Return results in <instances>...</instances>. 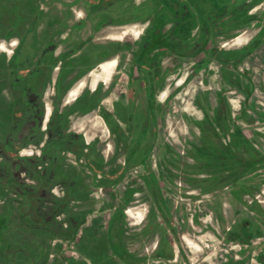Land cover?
<instances>
[{
    "label": "flooded vegetation",
    "instance_id": "flooded-vegetation-1",
    "mask_svg": "<svg viewBox=\"0 0 264 264\" xmlns=\"http://www.w3.org/2000/svg\"><path fill=\"white\" fill-rule=\"evenodd\" d=\"M2 1L5 4L0 5L4 9L0 16V38L12 47L1 48L5 49L10 83L18 85L11 125L15 128L21 120L27 126L34 123L38 136L36 152L16 158V168L9 170L13 174L25 173L27 177L28 171L36 179L29 197L31 206L22 211L24 216L31 214L33 220L27 222L21 214V222L53 230L50 222L60 214L47 220V215L41 218L36 213L42 209L45 194L54 196L57 207H64L71 217L77 215L81 220L69 221L70 231L76 230L75 236H34L25 245L21 244L23 241H4L7 251L0 255V264H14L19 259L24 264H119L118 261L126 259L124 240H120L122 212L137 217L135 210L127 207L134 195H142L140 187L127 189L119 214L109 224L108 230L117 229L114 228L116 241L111 243L115 252L106 242L100 251V242L95 238L83 244L82 252L77 251L83 239L79 232L90 227V216L95 211L94 203H90L91 187H106L114 181L119 185L132 170H142L138 176L147 192L150 195L159 192L164 197L161 181L171 184V165L184 163L189 152L179 151L180 155L174 151L175 159L170 160L173 152L170 136L179 137L176 131L171 132L168 123L171 96L179 98L177 88L171 86L184 72L186 59L203 54L199 63L189 65L192 67L189 75L202 73L211 68L212 61L218 62L222 79L229 86L221 92L215 122L206 117L207 109L196 98L204 113L203 122L198 125L201 144L192 146L198 156L194 180L198 181L199 191L230 188L232 194L240 192L243 187L239 181L250 169L264 166V152L251 146V139L234 122L235 117L245 119L249 111L233 115L225 95L233 92L234 87L241 88L246 97L256 91V87L241 86L242 72L238 68L264 45V0H0V4ZM133 34L135 38L130 39ZM246 34L250 38L240 44ZM58 48L59 54H52V49ZM68 56L74 59L64 61ZM209 56L210 60H206ZM45 59L50 63L44 86L35 96L30 95L28 82L32 74L40 71ZM103 59L107 61L104 63H112L108 77H103L102 63L90 75L92 87L102 82L93 92L89 88L82 90L86 82L76 86ZM173 60L176 64L171 68ZM185 80L178 82L183 84ZM70 92L75 101L67 100ZM108 102L110 107L106 105ZM96 110L107 132L114 134L115 142L104 143L106 140L98 139V134H89L91 129L86 121ZM11 142L9 138L7 143H0V151L11 153L12 147H8L13 146ZM174 142L181 140L173 139ZM175 147L178 151L179 147ZM156 152H161V159ZM162 170L166 176L159 181V190L150 191L147 176ZM10 179L4 176L0 182L14 184ZM153 200L158 209H165V199ZM73 206L79 207L77 212ZM80 211H84L82 217ZM99 224L94 222V226ZM208 225H212L211 221L205 226L189 225L185 235H181L192 264L200 260L202 247L198 243L208 234L203 233ZM147 233L154 236L151 231ZM229 236L234 241H248L241 228L230 231ZM192 244L198 248L193 249ZM96 250L98 259L91 254Z\"/></svg>",
    "mask_w": 264,
    "mask_h": 264
},
{
    "label": "rangeland",
    "instance_id": "rangeland-1",
    "mask_svg": "<svg viewBox=\"0 0 264 264\" xmlns=\"http://www.w3.org/2000/svg\"><path fill=\"white\" fill-rule=\"evenodd\" d=\"M135 36L136 34H133L130 39L135 38ZM249 38L250 35H244L240 39V44ZM202 57L203 54L195 59H186L184 72L173 80L174 83L171 86L177 88L176 93H178L179 98L171 96L168 123L171 132L176 131L179 137L170 136L171 151H173L170 160L175 159L174 151L180 155L179 151L189 152L184 158V163L177 162L178 164L171 165V184L165 185V181H161L164 197L159 192L152 193V195L147 192L143 180L138 176L142 173V170H139V172L132 170L119 185L115 184L114 181L113 185L106 187L97 189L91 187L90 203H94L93 209L95 211H92L93 213L90 216V227L83 229V233L82 231L79 232V237L83 235V239L78 244L77 251L83 252L85 243L95 238L100 242V251H102V246L106 242L105 245L108 243L109 249L115 252V246L111 243L114 240L116 241V228L113 227L108 230L109 224L111 220H115L116 213L119 214L118 210L120 206L122 207V200L125 199L127 189L139 186V194L142 195H134L132 197L133 202L128 204L129 206H124L125 208L127 206V208H133L137 213V217L131 218L126 212H122L123 235L121 234L120 240H124L123 252L126 253V259L118 261L119 264H192L189 260V254L187 255L182 244L181 235H185L186 228L189 225L205 226L206 222L210 221L212 225H208L203 231V233L207 232L208 234L204 236L202 243H198L202 247L200 252L202 255L199 257V254H195L200 259L196 264H233L234 261H242V264H264V166L252 167L247 176L239 181V186L243 188H239L240 192H234V194L230 192V188L218 192H200L198 181L194 180L197 174L198 156L192 146L197 143L201 144L198 125L203 122L204 117L202 109L196 103V98H200L201 104L207 109L206 117L211 122H215V108L218 106L221 94L229 87L225 79H222L223 74L220 71V64L216 61H212L211 68L206 71L189 75L192 70L189 65H196ZM205 59L210 60V56ZM171 62L172 68L176 64V60ZM239 67L238 69H241L242 72L240 76L241 86L250 85L256 87V91L246 97L241 88L234 87L233 92L225 94L226 102L235 116L243 114L247 110L249 111L245 119L235 117L234 122L251 139V146L263 153L264 45L257 48ZM109 70L110 68H108ZM108 74L103 72V77L107 78ZM246 74L252 78L251 81ZM184 79H186L185 83L178 82V80L183 81ZM106 105L110 107L111 102ZM86 124L91 129L89 134H98V139L106 140L104 143L116 141L114 134L110 135L107 132L105 125L98 116H91L90 121H86ZM5 127L6 124L0 122V129L4 130ZM0 136L2 135L0 134ZM173 139L181 140V143L174 142V144ZM2 143L5 142L2 141ZM175 146L179 147L178 151ZM161 155V152H156L157 158L161 159ZM154 159L156 161V158ZM6 167L7 160L0 159V170H5ZM27 173L28 177L32 178L30 172L27 171ZM164 176L166 174L163 170L161 173H152L147 176L146 183L150 191L159 190V181L164 179ZM179 176H185L186 178L184 180ZM64 184L67 185V183ZM25 192L26 200L30 202L27 195L29 192ZM153 198L161 201L165 199V209H158ZM55 199L54 196H49L47 200L43 198L41 203L42 208L44 206L49 208V213L46 216L47 220L56 213L66 211L64 207L59 208L56 204L50 205ZM30 206L31 203L27 205L26 211ZM73 208L75 212L79 209L78 206H73ZM31 209L34 210V207ZM83 214L84 211H80L79 215L81 217ZM22 216L27 222L33 220L31 214L24 216L22 213ZM62 218L68 221L72 218L77 223H80L81 220L77 215L71 217L68 210L63 213ZM54 219H52L49 226L53 225L55 221L57 225L60 224L56 218ZM95 221L100 222V224L94 226ZM0 225L2 224L0 223ZM146 225H148L147 228ZM117 226L119 228V225ZM232 227L234 231L241 228L242 232H245V238L248 241L232 240L229 236V232L233 231L229 228ZM146 229L148 232L151 231L154 236L150 237ZM99 230L100 232H98ZM54 231H58V229L53 228V230L46 231L40 229L39 233L43 237V234ZM65 233L67 234V230ZM68 233V235L75 236L76 230L73 228L70 231L69 229ZM99 234L104 236L103 239H99ZM159 241L161 244H159ZM3 242L4 240L0 236V255L7 251ZM21 244L25 245L26 242L23 240ZM192 247L196 249L198 245L192 244ZM196 251L194 250V252ZM91 254L96 259L99 258L97 250L95 254Z\"/></svg>",
    "mask_w": 264,
    "mask_h": 264
},
{
    "label": "crops",
    "instance_id": "crops-1",
    "mask_svg": "<svg viewBox=\"0 0 264 264\" xmlns=\"http://www.w3.org/2000/svg\"><path fill=\"white\" fill-rule=\"evenodd\" d=\"M5 4V1H2L0 4L3 6ZM4 12V9H0V16H2V13ZM13 40L16 39V37L12 38ZM8 46L4 38H0V122H4L6 124V127L4 130L0 129V143L4 141L7 143L8 139L11 138L13 146L17 145L15 148L12 145H8L9 148H11V153L1 150L0 151V159L7 160V167L5 170H0V178H4V176L11 178L10 181H13L14 184H5L0 182V236L5 242L15 241V242H21V241H30L31 237H38L42 236L41 233H39V230L42 229L43 231H46L47 229L44 228H38L35 227V225H32L31 227L27 225V223L21 222V214L23 209L25 210L27 208V205H30V202L26 200V191L29 192L28 197H30L31 190H34L36 179L35 178H29L27 175L23 174H13V172H9L10 167L11 170H14L16 158L21 157L25 154H33L37 150V132L35 128V124H28L25 123L23 120L16 126L15 128H12L11 122H12V114L14 110V99L17 95V86H12L10 83L8 73H9V66L7 61L5 60V49H2L1 46ZM11 48L12 46H8ZM63 48V47H61ZM63 50H65L63 48ZM59 51H61L60 48L58 49H52V54H59ZM8 54V53H7ZM74 57L68 56L65 58L64 61H72ZM112 60V59H111ZM107 62L106 60H98L95 64V67L90 71V74L88 75L87 79L80 80L76 86L81 82H86L85 86L82 88H89L91 92H93V89L99 85L102 82L97 83L95 87H92L91 81H90V75L93 71L97 70L98 67L104 63ZM49 63L47 59L43 60L41 63L40 71L36 74H32L31 81L28 82L29 89L27 90L28 94L35 96L37 92H39L43 86H44V79L47 73V68H49ZM59 64V63H57ZM28 72L24 73L23 76H26ZM104 83V82H103ZM53 84V83H52ZM75 86V87H76ZM81 90V91H82ZM80 91V94H81ZM72 92V91H71ZM71 92L67 95V100H76L71 98ZM76 95V97H78ZM91 116H98L99 112L96 110ZM89 117V118H90ZM101 120V118L99 117ZM90 120H87L89 122ZM84 124V123H83ZM28 142V145L20 146L19 144L21 142ZM15 149V150H13ZM14 164V165H13ZM10 170V171H11ZM7 179V178H6ZM24 186V188H23ZM26 188V189H25ZM51 195H44L43 198L45 200L48 199V197ZM61 194L58 196L60 197ZM35 197V196H34ZM37 197V196H36ZM35 197V199H36ZM31 199V198H30ZM91 199V194H90ZM36 201V200H35ZM57 199H55L54 202H51V204H56ZM47 205V204H45ZM66 212V211H65ZM65 212H59V218H57L59 225L56 224V221L53 223V228L58 229V231H54L51 233H45L43 234L44 237H63L67 236L68 230L70 229L71 225L67 219L62 218L63 213ZM37 214H40L41 218L45 217L47 213H49V208L47 206H44L41 210H37ZM40 227V226H39ZM52 230V229H49ZM67 230V234L65 231ZM14 264H24L21 259H19Z\"/></svg>",
    "mask_w": 264,
    "mask_h": 264
},
{
    "label": "bare ground",
    "instance_id": "bare-ground-1",
    "mask_svg": "<svg viewBox=\"0 0 264 264\" xmlns=\"http://www.w3.org/2000/svg\"><path fill=\"white\" fill-rule=\"evenodd\" d=\"M111 64L112 63H110V62H108V63H104L103 65H102V71L105 73V74H108V68H110V66H111ZM132 215V214H131Z\"/></svg>",
    "mask_w": 264,
    "mask_h": 264
}]
</instances>
